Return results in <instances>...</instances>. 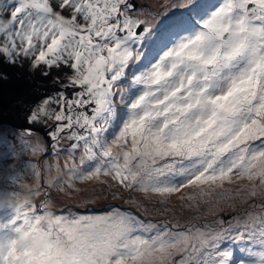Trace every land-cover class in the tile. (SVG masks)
<instances>
[{"label": "snow or ice", "instance_id": "6c2138e0", "mask_svg": "<svg viewBox=\"0 0 264 264\" xmlns=\"http://www.w3.org/2000/svg\"><path fill=\"white\" fill-rule=\"evenodd\" d=\"M157 3L152 14L135 0H9L11 12L0 19V55L30 56L34 68L46 70L64 65L72 73L68 87L77 89L30 113L29 123L51 127L47 144L28 147L59 154L68 149L57 146L68 141L70 159L83 149L71 175L111 176L125 189L164 195L236 174L259 181L248 197L264 196V0ZM161 18L170 31L197 23L199 29L135 77L144 91L118 136L106 142L123 91L118 82L141 60L138 46ZM86 162H94L91 171L82 167ZM9 204L15 218L0 229L14 235L0 234V264H232L219 246L243 233L264 247V218L257 227L249 216L235 226L220 221L218 229L181 231L113 208L70 220L52 214L53 224L44 225L46 212L38 214L30 200L0 198V207Z\"/></svg>", "mask_w": 264, "mask_h": 264}, {"label": "rangeland", "instance_id": "374dc122", "mask_svg": "<svg viewBox=\"0 0 264 264\" xmlns=\"http://www.w3.org/2000/svg\"><path fill=\"white\" fill-rule=\"evenodd\" d=\"M135 1L137 4L147 5L143 9L147 13L154 14L158 8L157 0ZM7 8L11 9V6ZM204 18L206 16L201 20ZM198 29L199 23L187 24L178 31H170L163 23V18L157 21V26L143 41V46H138L141 60L131 64L118 82V87L123 91L116 97L114 116L109 117L103 133L104 141L110 142L118 136L131 114V104L144 91L143 84L136 83L135 77L146 73L165 51L180 42L182 37L194 35ZM4 76L0 77L3 79ZM56 84L59 86L54 87L52 98L61 92L71 96L67 87ZM30 99L36 106L24 109L28 116L26 122L20 120V128L0 120V198L16 194L21 201L30 200L38 214L46 212L42 224L52 225V214L70 220L78 215H103L113 208L129 211L146 222L175 226L181 231L191 225L202 229H218L221 227L220 221H224L223 227L229 224L235 226L237 221L243 223L249 216L254 218L252 226L257 227L260 219L264 218V196H247L254 186L259 185V181H249L236 174L215 184L189 185L179 192L164 195L118 187V182L111 176L79 179L71 175L69 169L73 165L81 167L83 149L77 151L75 160H72L68 155V151H71L68 141H61L57 146L68 149L59 154L51 147L43 152H34L28 147L29 144L35 146L42 139L47 144L44 134L51 127L50 124L42 126V131H32V138H28V128L24 124L34 127L35 123H29V115L46 96H41L39 100L38 96L32 94ZM113 151L120 149L114 148ZM82 167L91 171L94 162H86ZM257 190L259 191V187ZM14 218V207L10 204L0 207V225H9ZM0 234L14 235L9 227L0 229ZM219 247L231 253L232 264H260V260L264 259V247L248 233H243L239 239L226 238Z\"/></svg>", "mask_w": 264, "mask_h": 264}, {"label": "bare ground", "instance_id": "6f19581e", "mask_svg": "<svg viewBox=\"0 0 264 264\" xmlns=\"http://www.w3.org/2000/svg\"><path fill=\"white\" fill-rule=\"evenodd\" d=\"M53 1L54 0H52V2ZM56 2L57 0H55L53 4L55 5ZM10 12V8L3 10V8L0 6V19L5 18L8 14H10ZM6 65H8V67H5ZM0 68H11L12 71H16L14 75H6V77L3 75L5 77L3 79L0 77V84L4 83V85L2 84L4 88H7L8 86H14V92H18L19 94L25 93V97L27 98V101L30 102V104H35L30 101V96L34 94V89L37 85L42 86L45 81L47 83H54L56 86H59L56 83H60V85L63 84L62 86L68 87L67 78L72 74L71 69L65 67L64 65L54 67L51 70H46L43 66L34 68L30 56L13 57L11 55H0ZM45 71L48 72L47 76L42 75V73ZM76 91L77 89H70V87H68L69 94L72 95ZM17 114H19L20 120L26 122L28 115H26L25 112L19 109ZM33 125L39 127L45 126L44 123H35Z\"/></svg>", "mask_w": 264, "mask_h": 264}, {"label": "water", "instance_id": "95a60500", "mask_svg": "<svg viewBox=\"0 0 264 264\" xmlns=\"http://www.w3.org/2000/svg\"><path fill=\"white\" fill-rule=\"evenodd\" d=\"M136 2V1H135ZM9 4V0H0V6L3 8V10L6 9V5ZM10 6V5H9ZM8 7V6H7ZM5 67H8L6 65ZM2 71V73H1ZM16 71H12L11 68H0V76L3 75H14ZM4 83L0 84V120L5 121L9 125L21 127L20 126V116L17 114L19 112V109H21L23 112H25L24 109L27 108H33L36 106L35 104H30L29 101H27V98L25 97V93L19 94L18 92H14V86H8L7 88H4ZM56 85L54 83H47L44 81L42 86H36L34 89V94L36 96H46V99L48 97H53L54 95V87ZM68 88V87H67ZM56 89V88H55ZM72 89V88H70ZM64 91V90H63ZM38 100V101H39ZM27 113V112H25ZM22 118V117H21ZM23 123V122H22ZM25 128H31L32 131H42V127L35 126L29 127L28 125L24 124ZM44 130V129H43Z\"/></svg>", "mask_w": 264, "mask_h": 264}]
</instances>
